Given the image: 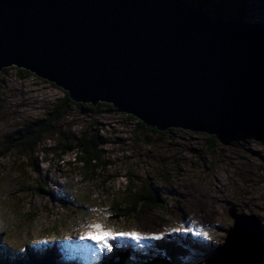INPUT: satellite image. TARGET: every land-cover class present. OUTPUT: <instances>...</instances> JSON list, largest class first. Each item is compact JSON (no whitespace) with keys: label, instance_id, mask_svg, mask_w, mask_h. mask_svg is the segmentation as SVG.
I'll return each instance as SVG.
<instances>
[{"label":"water","instance_id":"obj_1","mask_svg":"<svg viewBox=\"0 0 264 264\" xmlns=\"http://www.w3.org/2000/svg\"><path fill=\"white\" fill-rule=\"evenodd\" d=\"M16 67L106 102L159 131L264 143V22L216 15L188 0H0V71ZM206 264H264L255 215Z\"/></svg>","mask_w":264,"mask_h":264},{"label":"rangeland","instance_id":"obj_2","mask_svg":"<svg viewBox=\"0 0 264 264\" xmlns=\"http://www.w3.org/2000/svg\"><path fill=\"white\" fill-rule=\"evenodd\" d=\"M188 1L207 2L214 14L227 18L243 9L248 20L264 22V0ZM0 84V142L44 117L64 95L63 89L32 73L21 78L16 68L0 73ZM96 128L106 144L105 160L113 177L108 185L101 179L84 180L73 153L60 161L55 152L65 137L86 130L93 133ZM164 133L139 131L137 120L106 107L90 111L72 106L67 117L54 125L51 138H45L31 157L21 159L18 150L11 148L0 159V231L7 234L11 249H23L33 240L69 243L86 251L85 263L89 258L111 257L118 245L141 243L155 248L153 243L165 241L171 249L176 243L193 250L183 257L184 264H205V253L222 245L234 226L231 205L257 216L264 233V143L238 136L234 140L217 138L211 148L210 135L204 133L183 129ZM136 134L142 139L137 140ZM133 175L137 185L151 182L157 187L164 204L117 217L111 205L127 195ZM62 195L75 202L63 204ZM102 209L106 212L100 214ZM96 219L115 231H137L161 239L136 242L118 238L110 241L111 251H101L92 241L80 239L86 225ZM204 250L210 251L201 253ZM59 255L63 260L68 254L63 250Z\"/></svg>","mask_w":264,"mask_h":264},{"label":"trees","instance_id":"obj_3","mask_svg":"<svg viewBox=\"0 0 264 264\" xmlns=\"http://www.w3.org/2000/svg\"><path fill=\"white\" fill-rule=\"evenodd\" d=\"M196 5L209 8L207 2L196 3ZM234 16L246 19L249 17L243 9L237 11ZM12 68L16 67L5 68L0 71V73H7ZM18 71L19 76L23 79L31 74L29 71L23 69H18ZM63 92V97L55 101L51 110L48 111L44 117L36 119L35 122L24 127L22 129L23 131L21 130L18 135L10 134L8 138L0 142V159L9 153L11 148H16L18 150L19 158L21 159H28L31 157L37 152L38 147L43 143L45 138H51L54 125L67 117L68 110L72 106L90 111H99L102 107H106L109 111H115L113 105L110 103L100 102L98 105L77 103L71 99L67 91L63 90ZM127 116L137 120L139 131L142 129L143 131L165 134L163 131H159L156 128L146 126L133 115L127 114ZM99 131L100 130L96 128L93 133L86 130L79 135L65 137V139L56 146L55 152L60 157V161H64L63 157L67 154L73 153L75 155L74 162L80 168L84 180L97 181L101 179L103 185H108L113 177L108 174L107 168L109 162L105 160L106 152L104 149L106 144L99 134ZM209 138L211 139L210 147L215 148L216 144L214 140L217 138L214 136H210ZM136 139L141 140L142 136L136 134ZM147 140L152 142L149 138ZM22 164H24V162ZM128 182L127 195L122 199L115 200L111 205L115 216L129 217L138 214L146 207L157 209L163 206L165 199L160 196L159 189L151 182H146L144 185H137L134 180V175L129 177ZM61 201L63 204H73L72 201L74 200L67 195H62L60 197V202ZM6 235L5 232L0 231V264H80L77 260V255L74 253L71 254L68 247H64L63 245L61 249H59L60 244L58 242L54 241L47 244L40 240L36 242L33 240L26 244L23 249H11L7 243ZM33 243L36 245L34 246ZM153 245L155 248L146 247L141 243L137 245L133 243L132 245L117 246L111 257H104L98 264H184V258L193 251L185 244L172 243V249L165 244V241L155 242ZM53 246L57 248L51 250ZM217 247L218 246L211 250L215 251ZM62 249L68 254L63 260L60 259L59 255ZM208 251L204 250V252L201 253ZM89 264L97 263L92 261L89 262Z\"/></svg>","mask_w":264,"mask_h":264},{"label":"snow or ice","instance_id":"obj_4","mask_svg":"<svg viewBox=\"0 0 264 264\" xmlns=\"http://www.w3.org/2000/svg\"><path fill=\"white\" fill-rule=\"evenodd\" d=\"M93 211L97 210L94 209ZM105 212L106 209L100 210V214H103ZM105 219H107L106 216ZM118 238L130 239L136 242H139L144 239H161L160 236H144L137 231H115L113 229L108 228L106 224L103 221H100L99 219L93 220L92 222L88 223L86 225V231H84L80 236V239L82 240L92 241L93 244L98 247L101 251H104L105 249L111 251L112 245L110 241H115Z\"/></svg>","mask_w":264,"mask_h":264}]
</instances>
